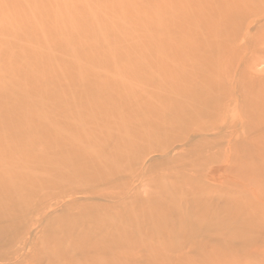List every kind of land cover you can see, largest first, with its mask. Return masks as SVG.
Segmentation results:
<instances>
[{"label": "rangeland", "instance_id": "374dc122", "mask_svg": "<svg viewBox=\"0 0 264 264\" xmlns=\"http://www.w3.org/2000/svg\"><path fill=\"white\" fill-rule=\"evenodd\" d=\"M35 1L51 2L56 7L48 11ZM200 1L92 0V4L83 1L74 8V0H0V29L17 27L11 39L36 36L67 7L68 14L72 10L77 13L65 30L58 28L60 31H54L53 35L42 36L52 40L53 47L61 45L58 53L44 48L33 52V56L13 60V54L7 52L0 56V67L10 66L16 71L20 62L41 64L45 51V57L67 55L68 67H73L74 60L83 63L89 60L87 66L68 68L50 62L53 66L43 68L51 76L47 77L61 81L56 85L58 97L44 100L14 99L17 83L12 78L16 77L4 74L6 90L0 89V264H264L262 144L231 151L221 141L214 143L211 135L199 133L193 127L188 133H169L163 139L143 138L139 147L128 141L115 144L116 148L112 144L113 147L106 146L109 157L120 155L122 159L119 163L107 162L97 176L57 181L53 172L40 176L36 171L58 166L54 164L58 157L46 155L41 147L45 146L46 137L43 124L37 123L55 119L46 115L42 119L28 107V102L54 104L60 119L63 114L73 122H87L91 131L97 129L98 125L92 121L97 114H106L110 121L122 119L121 127H115L114 133L117 137L124 135L123 130L130 127L131 121L125 120L127 117L117 118L115 113L124 108L123 103L107 102L106 109H101L89 101V90L96 79L94 73L104 75L103 78L105 75L141 78L143 83L155 81L148 73L158 75V81L164 77L182 79L179 66H174L171 59L178 61L177 64L185 61L188 46L182 52L177 49L186 42L187 27L192 28L185 10ZM244 15L243 21L249 24L246 33L251 34L246 38L251 37V42L245 40L242 50L233 51L235 63L231 70L235 76L243 70L242 65H247V52L253 40L264 37V1ZM23 17L29 20L19 27ZM34 18L40 19L34 22ZM78 21L80 25L75 26ZM93 23H102L101 29L95 30ZM109 25L116 29H105ZM106 33L117 34H113L115 42L107 40L102 50L100 45L89 41L92 35L98 40ZM4 40L7 38L1 36L0 41ZM23 41L30 49L38 48L30 38ZM151 63L161 69L145 70ZM249 72L261 88L264 63ZM133 81L130 80V85ZM37 82L32 88L35 92L42 91L44 81ZM79 90L86 95L72 103L68 97ZM234 91L236 95L241 92L237 86ZM255 97L264 108V98ZM149 101L156 102V98L145 103ZM84 108L89 110L85 112ZM164 113L170 114L167 110ZM22 114L24 121L14 123L12 118ZM58 126L52 136L60 135ZM35 135L39 136L34 145L36 151L31 153L39 156L11 149L9 142L26 138L28 143V138ZM132 136L137 140L142 138L137 132ZM57 138L58 149L69 144ZM110 142L111 139L106 140V144Z\"/></svg>", "mask_w": 264, "mask_h": 264}, {"label": "bare ground", "instance_id": "6f19581e", "mask_svg": "<svg viewBox=\"0 0 264 264\" xmlns=\"http://www.w3.org/2000/svg\"><path fill=\"white\" fill-rule=\"evenodd\" d=\"M74 1V8L79 7L83 1L84 3H93L92 0ZM263 1L201 0L196 6L194 4L191 7H187L185 15L191 21L192 28L187 27L186 42L181 43V47H177L178 51L182 52L188 46V51L185 55L186 59L178 64L176 63L178 61H172L171 59L174 66H179L182 79H179L180 76H176L168 80H165L167 77H164L158 81V75L148 73L155 81L143 83L141 78L137 80L136 78L124 79L120 75H105L103 78L104 75H95L94 73L93 78L96 79H93L94 82L89 90V101L93 102L94 107H100L101 109H106L104 103L107 102L114 101L111 103L113 105L123 103L122 106L124 108L117 109L115 113L117 118L120 116L127 117L125 120L131 121L130 127H126L123 130L124 135L118 134L117 137L114 133L115 127H121L120 123L122 119L110 121L111 117L105 116L106 114H97L96 117L92 118L94 119L92 121H95L94 123L98 125L97 129L91 131L90 124L87 122L81 123L80 120L73 122L63 117V114L60 119V116L54 111V104L48 106V104L28 102V107L39 116H42V119L45 115L51 120L55 119L51 122H47L44 119L37 121V123L43 124L42 130L46 137L45 146H41L43 151L46 155H50V157L57 156L59 159L54 163L58 165L54 169L44 168L36 170L39 172V175L48 176L47 174L53 172L52 175L57 178V181H74L86 176H97L104 170L103 167L107 162L119 163L122 159L120 155L109 157V153L106 152V146L110 148L113 147L110 146L112 144L116 148L115 144L121 145L123 141H128L133 147H139L140 140L143 138H146V141L163 139L169 133L178 131L182 134L185 132L188 133L193 127L199 133L211 135L213 142L216 140L221 141L231 151L239 147L247 148L249 146V148H252L250 146L264 145V135L262 134L264 133V108L261 107L262 105L257 102L258 99L255 97L256 95H261L264 98V85L259 88L260 82L255 81V78L251 77L249 72L251 69L264 63V37L253 40L252 46L250 45L251 48L247 52L249 54L248 60L245 63L247 65H242L243 70L237 76L231 70L235 63V54L233 51L242 50V47H244L242 43L245 40H247L246 43L251 42V37L246 38L249 34L246 33L248 32L249 24L247 21H243L245 19L244 13L247 15L249 9L261 6ZM35 2L48 11L54 10L56 7L51 2ZM69 11L70 9L67 7L65 11L58 14L60 16L59 18L48 23L47 29H41L36 36H21L22 40L9 38L14 35V31H17L16 26L0 29V37L4 36L7 38V40L0 41V56H4L8 52L9 54H13L12 57L15 60L20 56H33V52H41L44 48H49L55 53H58L61 45L53 47L51 45L52 40L42 39V36L53 35L54 31L59 29L65 30L68 24H71L72 17H75L74 14H77L73 10L68 14ZM39 16L42 19V16ZM105 16L107 15L103 17ZM50 18L51 16L49 15L48 19ZM38 19L40 18H34L33 21L36 22ZM28 20L29 18L23 17L19 27H23ZM186 23L187 25L190 24L189 21H186ZM101 24L95 25L93 23L94 29L99 31L101 29L99 27H102ZM79 25L80 22L78 21L75 26ZM105 29L114 31L116 28L113 25H109ZM250 29L253 33V28L250 27ZM113 34L115 36L117 33H106V36L100 37L98 40H95L92 35L89 41H91V44L96 43L100 45V50H102L104 44L109 40L115 42L113 41ZM244 37L245 39L243 40ZM28 38L32 39L38 45L37 49H30L29 45L23 41ZM173 45L175 46V44ZM61 53L64 54L63 51ZM95 53L98 52L96 51ZM42 54L41 59L43 60L41 64L20 62L16 66V71L11 70L10 66H7L6 69L0 67V89L2 91L6 90L4 74L9 73L10 76L13 75L16 77L12 79L18 85L15 84L16 91L14 93V99L34 101L44 100L48 97H58L59 89L56 85L61 81H56L58 78L56 80L53 77L49 78L51 77L49 76L50 74L43 68L47 69L53 66V64L68 67V56L64 54L66 56L62 55V58L45 57L46 51ZM88 61L83 63L74 60L73 67L87 66ZM153 62L162 65L161 61L160 63L155 60ZM242 63L244 64V62ZM73 67L70 66L68 68ZM148 68L150 70L161 69L152 63L144 67L145 70ZM136 76L139 77V73ZM168 76L170 77V75ZM44 78L45 80H43ZM121 80L129 82H123ZM130 80H135L133 81L135 83L130 85L132 83ZM230 80H234V83L230 82ZM37 81H44V89L42 91L39 89V91L35 92L32 88V84L38 83ZM149 84H157V86L147 87ZM192 84L193 86H191ZM187 85H189V88ZM244 85L246 87H243ZM235 86L241 91L238 95H236L237 91H234ZM179 87H182V89H179ZM191 87L193 88L190 91L189 89ZM52 88L53 91L51 90ZM78 92L76 95H70L68 97L72 103L80 101L86 95V92H81V90ZM63 94L65 96L67 95L65 89L63 90ZM249 96L250 98H248ZM150 98H156V102L149 101L145 103ZM141 100L145 101L143 103L135 102ZM160 103L163 104L160 105ZM107 109L110 108L107 107ZM83 110L87 112L89 108H84ZM166 110L167 113L170 112L169 115L164 113ZM22 117H24L23 114L16 118L14 116L12 119H14V123H18L24 121ZM57 124L59 125L57 129L60 131V135L52 136L56 132L54 128ZM105 126L109 128H105ZM223 131L224 133L222 134ZM133 132H137L142 138L138 140L133 139ZM38 137L37 135L34 137L31 136L28 138L30 139L28 143L25 142V138L23 141H17V143L9 142V144L12 145V150L17 151L18 149V153L26 152L32 156H39V153H31L32 151H36L34 145ZM57 137H59V141H66L69 144H62L61 148L58 149L59 146H56L58 141ZM108 139H111V142L106 144V140ZM156 217L158 218L160 216L156 215Z\"/></svg>", "mask_w": 264, "mask_h": 264}]
</instances>
